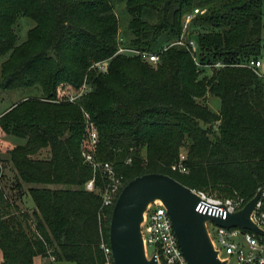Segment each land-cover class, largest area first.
<instances>
[{"label":"trees","instance_id":"trees-1","mask_svg":"<svg viewBox=\"0 0 264 264\" xmlns=\"http://www.w3.org/2000/svg\"><path fill=\"white\" fill-rule=\"evenodd\" d=\"M117 4L128 16L123 33ZM262 5L0 0V56L7 55L0 92H38L0 113V133L25 138L9 150L16 185H36L27 188L29 216L11 212L0 188V264H35L47 255L102 264L99 244L108 241L113 206L103 207L99 191L86 189L93 179L101 190L108 178L83 155L85 115L97 135L92 158L111 163L124 185L156 172L190 188L234 192L245 202L264 189V76L244 65L259 59ZM194 8L204 12L191 19L186 34L184 16ZM21 16L34 25L19 41ZM182 35L195 40L198 64L187 46L174 43ZM120 46L157 51L159 61L118 53ZM100 61H107L105 71L91 67ZM84 84L88 89L81 92ZM208 95L220 99L218 112L206 105ZM181 148L186 171L172 168ZM43 149L47 155L32 157Z\"/></svg>","mask_w":264,"mask_h":264},{"label":"built area","instance_id":"built-area-1","mask_svg":"<svg viewBox=\"0 0 264 264\" xmlns=\"http://www.w3.org/2000/svg\"><path fill=\"white\" fill-rule=\"evenodd\" d=\"M203 12V9L194 8L184 16V33L191 19L197 13ZM174 43L187 46L193 60L198 64L196 56L197 44L194 39L186 41L182 35ZM117 52L139 55L142 60L152 65H156L159 61V53L157 51L137 50L120 46ZM106 65L107 61H100L93 63L91 67L99 71H105ZM244 65L258 70L261 62L259 59H250ZM87 89L88 87L84 84L81 92ZM75 98L76 96H71L69 100L72 101ZM88 126L90 127V132L88 133L89 141L94 145L97 141V135L91 122L87 123V128ZM85 158L92 163L94 168L97 166L100 167L108 178V183L103 189H95L93 179L88 181L86 189L99 191L103 207L113 206L120 191L124 187L122 176L116 173L112 164L109 162L97 163L92 158V155H86ZM172 168L186 171V167L183 164L173 165ZM191 190L199 198L196 210L211 216L225 218L228 213L239 210L246 203L244 198L238 195L233 198H218L209 195L201 189L191 188ZM251 219L258 226L264 228V189H262L260 199L251 214ZM207 222L208 220L206 221V228L213 247L217 250L218 257L226 260V264H264V236H260L249 230L244 231L240 227H223L213 221L216 226L215 229L210 230ZM141 231L145 254L148 258L154 256L158 264H188L179 247L168 211L160 200H155L148 205L141 224ZM99 247L104 255L102 264H115L109 241L101 240ZM149 247L151 248L150 254L147 252ZM41 259L43 260L41 264H52L54 262L53 255H47L41 257ZM231 259H234V263H231Z\"/></svg>","mask_w":264,"mask_h":264},{"label":"water","instance_id":"water-1","mask_svg":"<svg viewBox=\"0 0 264 264\" xmlns=\"http://www.w3.org/2000/svg\"><path fill=\"white\" fill-rule=\"evenodd\" d=\"M261 189L242 208L225 218L196 210L199 198L190 187L163 173H144L129 180L120 191L111 212L108 241L115 264H158L145 254L141 224L149 204L160 200L171 219L179 247L188 264H226L218 257L206 228L212 220L223 227H240L264 236L251 214Z\"/></svg>","mask_w":264,"mask_h":264},{"label":"rangeland","instance_id":"rangeland-1","mask_svg":"<svg viewBox=\"0 0 264 264\" xmlns=\"http://www.w3.org/2000/svg\"><path fill=\"white\" fill-rule=\"evenodd\" d=\"M115 12L118 17L120 32H125L128 16L125 13L123 4H117L115 6ZM262 38L263 45L260 51L259 60L261 62V66L258 68V73L264 76V0L262 5ZM190 23V22H189ZM184 24V22H183ZM34 25L33 21L28 19L27 17L21 16L18 18L16 31L18 34L19 41H22L26 37L27 30ZM189 25V24H188ZM199 28L195 30H191L190 32H197ZM186 34L189 33V28L186 29ZM185 34V36H186ZM197 54V53H196ZM7 57V55L0 56V63ZM212 68L207 69V73L210 74ZM38 95V92L32 89H19L9 92H0V113L6 110L12 103L19 102L23 97H32ZM206 105L213 112H218L220 109V99L217 96L208 95L206 98ZM86 117V125H85V134L84 139H82V150L83 155H93L94 145L89 141V126L87 128V123H90L87 115ZM204 127L206 125L202 124ZM95 130V127H94ZM96 132V130H95ZM25 143V138L19 137L13 134H2L0 133V188L3 191L4 198L10 204L11 212L17 213H26L28 216L31 215L33 210V203L30 199L29 194L27 193V188L29 186H36L35 184H22L21 187L16 185V170L12 167L9 161V150L13 148L17 144ZM186 150L185 148H181L179 153V161L173 165L177 166L178 164H183L182 160L184 159ZM47 155V151L45 149L41 150L38 154L33 155V158L42 157ZM39 186V185H37ZM51 188H60L64 187L62 185H50ZM208 193L209 195L218 197V198H230L237 196L234 192L232 194H228L224 191L217 190H206L201 189ZM29 219V218H28ZM31 228H34V224L30 220ZM207 226L210 230L215 229L216 224L212 221L208 220ZM147 252L151 253V248L149 247ZM1 259V254H0ZM42 259L35 262V264H41ZM231 263H234V259H231ZM52 264H74L70 261H54Z\"/></svg>","mask_w":264,"mask_h":264},{"label":"crops","instance_id":"crops-1","mask_svg":"<svg viewBox=\"0 0 264 264\" xmlns=\"http://www.w3.org/2000/svg\"><path fill=\"white\" fill-rule=\"evenodd\" d=\"M40 260V258L39 257H36L35 258V262H37V261H39Z\"/></svg>","mask_w":264,"mask_h":264}]
</instances>
